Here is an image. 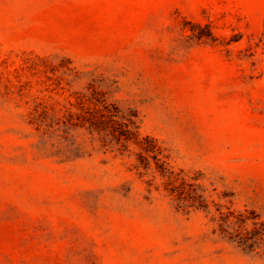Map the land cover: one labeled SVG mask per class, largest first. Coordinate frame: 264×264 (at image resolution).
<instances>
[{"label":"rangeland","instance_id":"374dc122","mask_svg":"<svg viewBox=\"0 0 264 264\" xmlns=\"http://www.w3.org/2000/svg\"><path fill=\"white\" fill-rule=\"evenodd\" d=\"M263 229L264 0H0V264H264Z\"/></svg>","mask_w":264,"mask_h":264},{"label":"trees","instance_id":"16d2710c","mask_svg":"<svg viewBox=\"0 0 264 264\" xmlns=\"http://www.w3.org/2000/svg\"><path fill=\"white\" fill-rule=\"evenodd\" d=\"M102 105V109L96 108V111L93 112L88 118L89 126L93 127L100 133L102 132L107 136H111V138L114 139L117 144L122 146H126L125 144L128 142L135 144V146L139 148V153L137 154L139 165L137 167H147L150 162L149 158H151L155 164V170L158 171L162 177L167 175L169 178H171L172 171L168 169L165 160L162 159V150L157 144V141L148 135L139 138L137 126L135 125L136 121L131 115L124 118L125 121H120L117 119L119 117V110L116 106H112V108H110L108 104ZM120 118H122V116H120ZM145 154H148V156ZM197 186L190 190V192H187L189 198L182 196V190H179L176 187L170 188V194L176 192L175 194L178 196L177 199L179 203H182L183 205H185V201H187V199L191 198L192 203L190 205H196L198 208L207 209L205 199L202 193L199 192V188ZM230 216L231 214L225 216L221 215V220L223 221L222 223L228 226ZM233 217L236 218L233 223H236L237 221L247 222L250 219L247 216H243L241 212L234 215ZM251 221L255 226L254 228L258 230V224L255 218H251ZM222 223H220V226ZM262 224L263 223L261 222L260 225L262 226ZM259 235L264 240V229L259 232Z\"/></svg>","mask_w":264,"mask_h":264}]
</instances>
